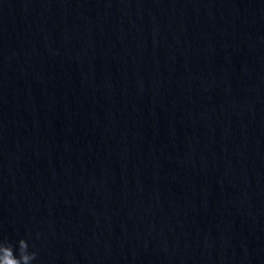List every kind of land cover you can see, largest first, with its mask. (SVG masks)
<instances>
[{"label":"water","instance_id":"water-1","mask_svg":"<svg viewBox=\"0 0 264 264\" xmlns=\"http://www.w3.org/2000/svg\"><path fill=\"white\" fill-rule=\"evenodd\" d=\"M0 238L264 264V0H0Z\"/></svg>","mask_w":264,"mask_h":264},{"label":"clouds","instance_id":"clouds-1","mask_svg":"<svg viewBox=\"0 0 264 264\" xmlns=\"http://www.w3.org/2000/svg\"><path fill=\"white\" fill-rule=\"evenodd\" d=\"M38 255V251L30 250L26 239L21 238L13 243L6 238H0V264H33Z\"/></svg>","mask_w":264,"mask_h":264}]
</instances>
